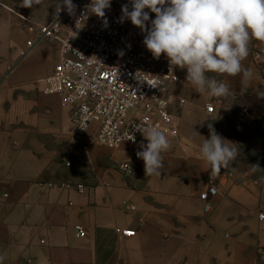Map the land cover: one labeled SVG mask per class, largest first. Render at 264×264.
<instances>
[{
	"label": "crops",
	"instance_id": "crops-1",
	"mask_svg": "<svg viewBox=\"0 0 264 264\" xmlns=\"http://www.w3.org/2000/svg\"><path fill=\"white\" fill-rule=\"evenodd\" d=\"M59 2L43 0L25 8L20 0H0L42 25L53 18ZM30 39L24 22L0 6V82L14 65L5 79L12 87L41 81L50 73L57 62V44L45 42L29 50ZM243 64L254 73L246 92L264 91V57L246 58ZM176 74L179 81L170 86L169 111L179 137L169 140L158 176H145L144 162L136 155L147 140L111 151L96 144L94 126L79 142H73L65 128H56L53 135L48 129L36 147L43 155L56 148L69 163L58 161L50 169L35 166L33 152L26 149L31 135L0 132V264H264V220L258 217L264 210V163L260 169L230 163L214 176L219 194L209 199V212L199 200L213 178L200 154L204 139L210 138L208 124L236 145L237 157L246 141L253 156H264V113L255 112L259 104H244L240 75L208 73L228 82L235 93L211 102V96L196 92L186 81V69L178 67ZM207 103L214 105V114H206ZM2 118L0 104V124ZM252 119H257V128L245 135ZM124 162L134 170L130 178L118 171ZM227 172L245 184L225 179ZM62 185L70 187L60 189ZM76 185L84 187L83 194ZM124 201L134 210L123 207ZM75 226L86 230L85 238H76ZM116 228L133 230L136 236L121 238Z\"/></svg>",
	"mask_w": 264,
	"mask_h": 264
},
{
	"label": "built area",
	"instance_id": "built-area-1",
	"mask_svg": "<svg viewBox=\"0 0 264 264\" xmlns=\"http://www.w3.org/2000/svg\"><path fill=\"white\" fill-rule=\"evenodd\" d=\"M72 2L77 6L74 15L68 14L60 0L59 13L55 10L53 18L43 25L0 3L24 22L26 31L31 34V39L26 42L29 50L45 42L57 44V62L39 81L42 84L40 92L44 97L60 98L66 107L71 108V140L81 141L94 126L96 144L114 151L124 144L134 146L140 140H146L141 132L136 131V125L158 126L169 140L178 139V127L169 111L170 86L179 81L178 67L170 66L164 54L159 59L154 58L143 44L145 33L129 19L119 22L123 4L127 3L131 11L129 0L111 3V7L105 9V17L97 20L92 19L91 12L86 17L81 16L88 3L83 0ZM149 14L151 21L155 14ZM105 19L107 26L104 25ZM15 69L16 65L9 66L7 71L10 74ZM205 112L214 114V105L207 103ZM131 134L134 141L130 139ZM118 171L124 178L134 175L130 162L122 163ZM224 177L234 184H245L243 178L233 172L224 173ZM68 187L70 185L59 186L60 189ZM75 188L79 194L84 193L82 185ZM218 194L216 179L209 178L207 188L199 195L204 212L210 210L209 199ZM122 206L134 210L126 201ZM258 217L264 220V210ZM74 231L76 238L86 237L82 226H75ZM114 233L121 238L136 236L135 231L124 228H116Z\"/></svg>",
	"mask_w": 264,
	"mask_h": 264
},
{
	"label": "clouds",
	"instance_id": "clouds-1",
	"mask_svg": "<svg viewBox=\"0 0 264 264\" xmlns=\"http://www.w3.org/2000/svg\"><path fill=\"white\" fill-rule=\"evenodd\" d=\"M43 0H20V6L32 8ZM69 15H74L76 5L72 0H62ZM121 6L119 22L129 19L145 33L143 44L156 59L164 54L170 66L186 69V81L200 94L216 98L234 96L226 81L210 78L208 73L222 76H241V94L247 91L253 78V70L244 66L249 55V44L254 39L264 43V0H129ZM111 0H91L86 11L105 17V9ZM155 18L150 21V14ZM57 13L61 5L57 4ZM150 21V27L147 22ZM78 22V21H77ZM108 22L105 19L104 25ZM77 28L80 26L77 23ZM151 85V84H150ZM155 87V85H152ZM264 99V92H258ZM210 138H205L200 154L210 169V176H217L222 168L234 162L239 149L219 135L214 126L208 124ZM147 144H140L136 152L144 162L145 176L160 175L163 153L170 148V141L158 126L136 125ZM196 135L201 136L197 131ZM131 140H135L131 134ZM260 169L259 165H253Z\"/></svg>",
	"mask_w": 264,
	"mask_h": 264
},
{
	"label": "rangeland",
	"instance_id": "rangeland-1",
	"mask_svg": "<svg viewBox=\"0 0 264 264\" xmlns=\"http://www.w3.org/2000/svg\"><path fill=\"white\" fill-rule=\"evenodd\" d=\"M90 4L91 0H83ZM124 0H111V3H120ZM99 17L92 13V19L97 20ZM25 27V26H24ZM254 57H264V43L252 40L249 44V55L247 58L253 60ZM20 66V65H19ZM7 68V66H6ZM6 72V77H3L0 82V104L3 107V118L0 124V132L3 134L15 135L20 138L31 135L26 149L33 152V159L36 167L52 168L58 161L62 165H66L63 158L58 155L56 148H51L49 154L41 153L42 151L36 147L40 143L43 133L45 134L50 129L51 135L55 133L56 128H65V132L69 135L72 133V125L69 120V108L66 107L60 98L44 97L40 92L41 82H27L18 86H8L5 79L9 77ZM218 81V76H210ZM234 79V78H232ZM264 92V91H261ZM216 97H212L211 102L215 101ZM244 104H259L256 107V113H264V99L258 97L257 93L251 94L246 92L243 96ZM261 104V105H260ZM260 106V107H259ZM54 107H56L54 109ZM261 108V109H258ZM249 120V119H248ZM256 120L252 119L245 126L247 134L250 135L251 130L257 128ZM48 122L51 124L48 125ZM56 123V124H55ZM71 127V131H70ZM39 139V141H38ZM240 146L241 156L237 157L231 165L243 169H250L253 165L264 163V156H253L254 151L251 149V142H242ZM264 146V143H261ZM260 144V145H261ZM49 155V156H48ZM45 164H44V162ZM264 174V173H262Z\"/></svg>",
	"mask_w": 264,
	"mask_h": 264
}]
</instances>
